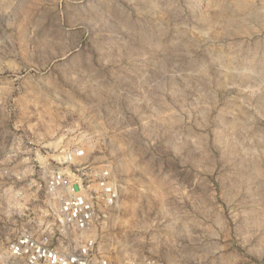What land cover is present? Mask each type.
<instances>
[{"label":"rangeland","instance_id":"374dc122","mask_svg":"<svg viewBox=\"0 0 264 264\" xmlns=\"http://www.w3.org/2000/svg\"><path fill=\"white\" fill-rule=\"evenodd\" d=\"M55 172L97 208L66 247L264 264V0H0V264Z\"/></svg>","mask_w":264,"mask_h":264},{"label":"built area","instance_id":"2783aa9c","mask_svg":"<svg viewBox=\"0 0 264 264\" xmlns=\"http://www.w3.org/2000/svg\"><path fill=\"white\" fill-rule=\"evenodd\" d=\"M109 179L108 175L102 179L101 195L112 205L118 198V191ZM78 187L79 183L64 172L52 175L48 188L60 202L55 211V229L40 237L25 232L14 239L10 245V254L15 263L112 264L93 237L80 242L78 249L64 246L65 243L71 246L75 242L74 234H84L91 230L97 218L94 197L78 192Z\"/></svg>","mask_w":264,"mask_h":264}]
</instances>
